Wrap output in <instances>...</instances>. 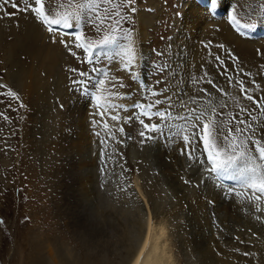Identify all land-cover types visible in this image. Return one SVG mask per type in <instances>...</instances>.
<instances>
[{
	"label": "rangeland",
	"instance_id": "obj_1",
	"mask_svg": "<svg viewBox=\"0 0 264 264\" xmlns=\"http://www.w3.org/2000/svg\"><path fill=\"white\" fill-rule=\"evenodd\" d=\"M116 2L120 3V0H116ZM192 2V0H133L132 7L136 9L134 15L121 9L130 17L124 26L133 29L132 36L135 46L142 54L137 68L139 80L134 81L127 72L123 71L119 62L112 63L108 69L112 79L120 78L127 86L119 89V91L126 93L128 98L116 101V103L123 104L129 109L128 112L120 113L122 118L137 114L136 109L132 108L133 104L144 102L146 99H154L147 95L145 88L141 87L142 83L148 88L160 90L163 95L159 98L162 100L165 97H171L173 115H184L188 107L195 106L189 103L192 98H202L204 96L202 92L194 93L192 94L194 97L192 96L191 99L187 100L189 85H194V82L190 81L191 77L189 74L192 61V35L188 32V27H185L183 22L185 20V11ZM245 2L244 0L233 1V4L237 5L234 8H240ZM139 4L143 5L141 13L154 18L153 26L147 29L149 34L147 40L143 39L142 29L140 30L138 26L139 15H137V6ZM48 5L49 0H46V6ZM61 5L65 7H60ZM67 5L68 0H51V6L61 12L66 10ZM248 6L251 7L249 8ZM248 6L247 8L244 6L247 9L245 12H241L239 9L236 10L238 17L242 22L257 23L255 32L262 31L264 25L260 23V17L264 16V12L260 15L256 11L259 8L264 10V0H253L252 4ZM9 11H13V9L9 8ZM27 16H31V14L21 13L11 19H0V22H3L0 23V84L8 85L11 90L18 93L21 99L20 91L11 82H8L6 78L8 73L14 74L15 71L8 68L5 54L8 49L7 42H10L11 38L6 39V41L2 35L7 33L9 37H12L17 31L21 35L20 31L23 30L24 26L20 22L21 20H24L25 23L28 22ZM37 25L40 26L41 24L37 23ZM44 29L45 31L43 30V32L48 35L71 40L70 37L60 36L58 33L49 34L45 27ZM83 30L88 41L101 38L100 34L94 32L90 26L85 25ZM194 30H192V34H194ZM34 37H36L35 34ZM254 47H257V45H254ZM143 48L150 54L149 57L146 56ZM263 48L264 45H261L259 52L256 53L258 59L264 56ZM73 51L77 53V56L83 58V53L80 49L73 48ZM160 52H163L164 55L161 56ZM177 52L183 53L179 55L182 58L180 63L172 60ZM235 54V57L238 58L236 60H239L235 67L237 71L232 70L229 74L233 82L230 84L229 76L223 77L222 73L219 77L220 82L218 80V82H214L224 89L225 92L232 90L230 99L235 100L231 107L227 109L219 108L222 107L221 103H218L219 106H217V111L224 113L221 118L224 123L221 127L225 133L230 126L236 127V125L231 124V115L237 114L240 108L256 109V105L244 99L243 95L240 94L239 84L235 83V81L243 80L245 86L250 89L251 94L261 100V102H264V67L250 64L251 58H247L245 53L239 51L236 47ZM25 55L21 56V60L23 62L27 61V65L31 68L32 62ZM63 63L62 69L60 67L57 68L56 77L53 74L47 78L46 75L49 73L47 70L45 71L41 63L34 68L37 76L36 80L42 81L39 88L40 93H43L45 87L49 90H54V93L52 91L51 93L53 94V105H56L57 108L53 110L56 109L61 112L67 110L71 114L74 110L73 106L77 104L79 106L81 104L86 105L87 103L88 111L91 109L95 113V104L91 102V98L82 93L72 82L73 79H79L80 77L70 72L69 69L77 68L80 71L91 72L89 77L91 81L90 88H94L96 80L100 78V74L92 72V66L80 63L76 57L70 54ZM37 64L35 63V65ZM162 66L166 68L163 74L157 71ZM105 67L107 66L105 65ZM60 72L61 76L58 77L57 74ZM244 73H250L251 75L246 76ZM207 74L208 72L203 74L202 80L196 86L194 85L193 89L197 91L200 88H206L214 97L221 99L220 101L225 100V97L221 96L212 85L206 82L202 83L203 80L209 78ZM177 80L185 81L184 87L182 89L178 88L183 93L178 97L172 93V84ZM157 81H160V83H157ZM253 81L259 87H255ZM58 88L59 91L57 92ZM2 91L4 89H0V92ZM65 91H67L69 97L65 96ZM33 95L38 101V94L34 92ZM0 99H3V97H0ZM229 100H226V102ZM8 103L16 111L6 110L5 105L0 104V113L10 117V120L5 121L3 116L0 115V221L3 222L0 223V264H38L40 257L46 259L47 262L52 261L51 255L55 256L57 262L63 263L66 262L67 251L83 261L88 256L93 259V262L98 264L101 261L100 253L94 254L86 251L82 241L71 228L74 226L75 228L77 227L76 230L81 232L84 230L92 235L100 234V239L110 233L107 221L102 222L103 220H100L99 216L88 210L87 201L78 192L79 182L75 177L70 176L72 173L73 175L79 174L76 166L79 156L72 150L71 138L63 146L61 145V151L59 150V145L55 143L52 149L50 147H47V149L43 148L40 155L31 154V152H28V145L24 136L29 123L26 120H30L26 115L31 118L35 114L34 105L28 102L26 107L21 108L14 101H8ZM159 107L164 110L167 105L161 104ZM253 115L256 116V121L252 122V127L256 129L254 136L257 138V134L264 131V116L258 110H255ZM39 118L41 122L40 114ZM92 118L93 121L99 120L97 116H91V118L89 116L88 119ZM244 119H248V116L245 115ZM152 122L160 123L158 119ZM91 124L93 125V122ZM90 126V134L94 135L95 130L93 129V132ZM123 127L125 128L124 137H119L117 132L118 138L122 140L107 143L102 149V154L97 158V168L95 167V169L97 174H99V179L95 188L104 189L106 193H109L108 198L110 196L113 201L130 203V195L137 191L135 187L137 179L143 190H146L156 202V219H160L164 214L170 217L169 229L173 234L170 246L174 248L177 258L176 264H198L195 258L189 254V247L186 250V246L183 244V239H191L192 235L188 232L195 231L196 226L188 216L187 202L175 199L170 185L163 180L161 169L155 164L154 154L157 147L164 153L168 163L179 165L177 175L179 174V181H181L182 185L193 187L200 193H204L203 197L207 200L209 209L211 231H214L215 237L219 234L217 238L227 249L228 247L230 248L228 250L231 254H235L238 257L240 264H259L260 261L257 257L264 259V240H262L263 236H261V233L259 231L258 233L250 231L251 229L248 228L247 224L246 227L240 228L238 226L228 227L227 222L231 218L215 211L217 202L213 203L212 197H208L203 189L213 190L220 195L223 202L228 201L230 198L234 199L238 203V205L236 203L238 207L242 205L243 200L252 206L254 202L260 203L259 201L261 200L250 196L247 188L243 186V189H239L238 193V195L241 194V202L240 198H233L230 195L232 188L230 184L229 187L225 188V185L221 182L218 184L214 177L208 176V173L197 172L196 168H189L186 158L180 155L183 144L179 137L171 139L156 133L153 134L155 136L153 140L144 144L139 136V132L142 130L141 126L135 119L130 123L123 124ZM67 133L71 135V128L67 129ZM105 135L104 131L103 137ZM37 137L40 138V135L38 134ZM106 160L107 163H105ZM203 175L208 177H203ZM186 178L192 179L195 186L186 184ZM76 192L79 194L77 195ZM132 198L135 200L134 197ZM254 206L255 210L259 208L257 218L264 219V203H260V206ZM189 215L191 216V212ZM179 226H183V232L181 231L182 229L179 232ZM84 238L88 240L90 237L85 236ZM40 244H43L42 247ZM41 248L43 250L38 251ZM102 252H104L103 255H106L111 260L110 264H116L120 262V256L123 257L126 251L123 248L119 249V247H107L103 248Z\"/></svg>",
	"mask_w": 264,
	"mask_h": 264
},
{
	"label": "bare ground",
	"instance_id": "obj_2",
	"mask_svg": "<svg viewBox=\"0 0 264 264\" xmlns=\"http://www.w3.org/2000/svg\"><path fill=\"white\" fill-rule=\"evenodd\" d=\"M192 1L193 2L190 4L189 8L185 11V20L183 24L185 27H188V32L192 35V61L191 67L189 68V74L191 77L190 81L194 82L195 86L202 80L205 72H208L207 77H209L206 80H212L213 82H220L219 77L221 73L223 77H227L232 70L236 72L237 68L235 69V67L239 60H234L227 54V52H231L236 56L235 47L238 48L239 51H243L247 58H251V61H249L250 64L264 67V56L260 57V59L256 57V53L259 52L261 45H264V29L262 31H254L248 38H241L230 27L228 16L224 14L222 9L215 16H209L204 10L207 7V0ZM233 1L235 0H228L233 7H237L236 4H233ZM244 1L246 2L243 6L236 8V10L239 9L241 12H245L247 11L245 7L247 8V6L251 5L253 2V0ZM221 3H223V0H221ZM141 7H143L141 4L137 6V15H139L138 26L140 30L142 29L143 39L147 40V37L149 36L147 29L153 26L154 18L153 16L141 13ZM263 12V8H259L256 11V13L260 15H262ZM26 18L28 22L25 23L24 20H21L20 22L24 26L22 28L23 30L20 31V33H22L21 35L19 34V31H17L12 37H9L7 33L2 36L5 40L11 38V41L7 42L8 49L5 51V54L7 57L8 68L15 71L14 74L8 73V75H6L7 81L11 82L12 85L20 91L23 103L26 106L28 102L29 104L34 105L33 109L35 114L31 116V118L26 115L28 119H30L29 121L26 120L29 123L24 136L28 145V152L40 155L43 148L47 149V147H50L52 149V146L55 143L59 145V150L61 151L62 146L71 138L70 142L72 150L79 156L76 165L79 174L73 175L72 173L70 176L75 177L79 182L78 192L80 193V196H83L87 201L88 210L93 211L94 215L99 216L100 220H103L102 222L107 221L110 232L104 237L105 239H102V237L100 239V234L92 235L84 230L82 233L80 230H76L77 227L75 228L73 226L71 228H73L74 233L82 241V245L85 247L86 251L89 253L93 252L94 254L98 252L100 253V264L111 263V260H109L106 255H103L104 252H102L103 248L107 247H119V249L123 248L126 251L123 257L120 256V262H115L116 264H176L177 258L173 250L174 248L170 246V244H172L171 237L173 236L169 229L170 217H168L167 214H164L160 219H156V202L146 190H143L137 179L135 186L137 191L130 195V203H126L125 201L124 203L113 201L110 196L108 198L109 193H106L104 189L95 188L96 184H98L97 180L99 179V174H97L95 169V167L97 168V158L102 154L103 147L107 145L106 142L103 147H101L99 143V140L103 138L105 130L102 127L97 128L94 123L93 125L91 124L93 118L90 119L91 121L88 118L89 116L90 118L91 116L95 117V113L91 111V109L88 111L87 103L86 105L81 104L79 106L77 104L73 107L71 106L74 110L70 114L67 110L62 112L56 109L53 110L54 108H57L56 105H53V89L49 90L45 87L43 93H40L39 88L42 81L36 80L37 76L34 68L41 63V66H43L45 71L47 70L49 73L46 75L47 78L53 74L54 77H56L57 68L60 67V69H62V65H64L63 62L68 58L69 52L61 43H59L61 39L66 40L65 38H57L54 35H48L43 32V30L45 31L44 27L42 25H37V23L32 20L31 16H27ZM177 23H179V21H177ZM193 29H195L194 34H192ZM34 34L36 37H34ZM258 36L260 37L258 38ZM53 40L56 42H53ZM220 44L225 45L226 49L217 47V45ZM254 45H257V47H254ZM143 51L147 57L150 56L145 48H143ZM177 53L173 56L172 60L180 63L182 58L179 55L183 53ZM22 55H25L30 59L32 62L30 65L31 68L27 65V61L23 62L21 60ZM217 56H219L227 66V73L224 72L223 67L219 66L218 61L216 60ZM37 62L39 63L37 64ZM35 63L37 65H35ZM57 75L58 77L61 76V72ZM206 80H203L202 83L206 82ZM184 82V80L173 82L172 93L174 96L178 97L180 94H183L178 88L182 89L184 87ZM194 85H189V96L187 97V100L192 98V94L200 93L199 89L197 90L198 92L193 89V87H195ZM58 91L59 88L57 92ZM34 92L38 94V101L34 98ZM232 92V90H229L227 93L231 95ZM230 95L225 97V102L230 99ZM65 96L69 97L67 91H65ZM233 102H235L234 99L227 101V108L231 107ZM219 103L223 105V101H220ZM39 114L42 119L41 122ZM88 124L92 126H90L92 131L94 129L95 132H100L97 134L100 135L99 137L95 134H90ZM68 128H71V135L67 133ZM38 134L40 135V138L37 137ZM257 138L264 140V131L257 134ZM154 156L155 164L162 171L164 182L170 185V189H172L176 200H185L187 202L188 216L196 226L195 231H187L192 235L191 239H183V244L186 246V250L189 247V254L195 258V261L198 264H240L238 257L235 254H231L229 251L230 248L228 247V250L226 246L220 242L219 238H217L219 234L217 235L215 233L217 235L215 237L213 233L214 231H211L210 215L208 214L209 209L207 206V200L203 197L204 193H200V191L193 187L181 184V181H179V174L177 175L179 165L168 163L165 159L164 153L161 152L159 147L156 148ZM245 167L246 162L243 161L236 165L233 170V179L235 181H243ZM203 177H207V175H203ZM220 182L225 185V188L229 187V184L224 183L223 180ZM230 186L232 187V185ZM243 186L247 188V185L243 183L235 184L232 188L230 187V195H232L233 198H240L241 202L242 197L241 194L238 195V193L239 189H243ZM203 190L208 197H212L211 200H213V203L217 202L215 211L217 213L221 212L231 218L227 222L228 227L238 226L240 228L248 225V228L251 229L250 231L255 233H258L259 231L261 236H263L262 240H264V219L257 218L259 208L258 210L254 209V205L260 206V203H264V199L257 198L261 200L259 201L260 203L254 202L253 206L243 200L242 205L238 207V203L232 198L223 202L220 195L213 190L206 188ZM79 193H77V195ZM245 197L247 198V196ZM190 212L191 216L189 215ZM178 229L179 232L181 229L183 232V226H179ZM85 236L90 238L86 240L84 238ZM42 250L43 249L41 248L38 251ZM51 258L53 260L47 262L46 259L40 257L38 264H96L93 262V259L88 256L85 258L86 260L83 261L68 251L66 252V262H57L54 255H51ZM257 258L260 261L259 264H264V259ZM256 261L258 262V260Z\"/></svg>",
	"mask_w": 264,
	"mask_h": 264
},
{
	"label": "snow or ice",
	"instance_id": "obj_3",
	"mask_svg": "<svg viewBox=\"0 0 264 264\" xmlns=\"http://www.w3.org/2000/svg\"><path fill=\"white\" fill-rule=\"evenodd\" d=\"M132 4L133 0H120V3L116 0H68L66 10L61 12L51 6V0L48 6H46V0H0V19H11L21 13L26 15L30 13L31 18L44 26L49 34L58 33L60 36L70 37V41L61 39L59 43L80 63L92 66V72L100 74L94 88H90L91 72L80 71L77 68L69 69L70 72L80 77L73 79V84L82 93L88 95L91 102L95 104V116L99 117V120L93 123L97 128L102 127L106 133L105 137L99 140L101 147L106 142L122 140L118 138L117 132L119 137H124L123 124L135 119L141 126L139 136L144 144L153 140L155 138L153 134L156 133L171 139L179 137L183 144L180 155L186 158L189 168H196L197 172L208 173V176L214 177L218 184L221 180L232 187L238 183L246 184L250 196L264 199V140L255 138L256 129L252 127V122L256 121V116L253 115L255 110L264 116V102L251 94L243 80L235 81L239 84V92L245 99L256 105V109L240 108L237 114L231 115V124L236 127L230 126L226 133L221 127L224 123L221 119L224 113L217 111L220 100L206 88L199 89L204 94L203 98H193L189 102L195 106L188 107L184 115H173L171 97H165L162 100L159 98L163 95L160 90L148 88L142 83L141 87L145 88L147 95L154 99H146L144 102L133 104L132 108L136 109L137 114L121 117L120 113L128 112L129 109L116 101L128 98L126 93L119 91L127 86L120 78L112 79L108 69L112 63L119 62L123 71L127 72L134 81L139 80L137 68L142 54L135 46L132 36L133 29L124 26L130 18L125 11L132 15L135 14L136 9L132 7ZM9 8L13 11H9ZM221 9L228 16V23L232 30L241 38H248L256 30L257 23L242 22L236 13V8L228 0H223V3L221 0H207V7L204 10L209 16H215ZM260 23L264 25V16L260 17ZM85 25L100 34L101 38L88 41L83 30ZM53 42L56 41L53 40ZM217 47L226 49L223 44ZM73 48L80 49L83 58L77 56ZM159 54L164 55L163 52ZM227 54L234 60L238 59L231 52ZM216 60L227 73L228 68L224 61L219 56ZM157 71L163 74L166 68L162 66ZM244 75L250 76L251 74L244 73ZM228 79L231 84L232 77L229 76ZM206 83L212 85L221 96L230 95L212 80H206ZM253 84L259 87L255 81ZM0 89H4L0 92V97H3L0 99V104H4L6 110L16 111L8 101L18 103L21 108L26 107L18 93L11 90L8 85L0 84ZM161 104H166L167 107L161 110L159 107ZM219 108L226 109L227 103L223 100V105ZM0 115L5 121L10 120L9 116L3 113ZM245 115L248 119H244ZM156 119L160 121L159 124L152 122ZM98 133L100 132L97 131L94 134ZM242 161L246 162V167L244 168V179L239 182L233 179V170ZM185 183L195 186L192 179L186 178ZM0 223L3 222L0 221Z\"/></svg>",
	"mask_w": 264,
	"mask_h": 264
}]
</instances>
